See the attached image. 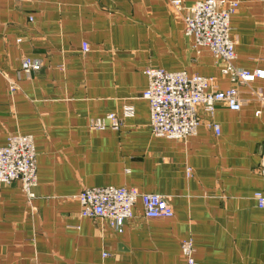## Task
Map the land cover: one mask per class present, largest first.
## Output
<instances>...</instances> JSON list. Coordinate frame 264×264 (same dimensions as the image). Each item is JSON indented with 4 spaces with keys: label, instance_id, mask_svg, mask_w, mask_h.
Segmentation results:
<instances>
[{
    "label": "crops",
    "instance_id": "0c3cea01",
    "mask_svg": "<svg viewBox=\"0 0 264 264\" xmlns=\"http://www.w3.org/2000/svg\"><path fill=\"white\" fill-rule=\"evenodd\" d=\"M239 1L234 66L264 73V6ZM24 57L41 71L23 74ZM155 68L213 78L244 105L201 112L187 140L155 137L143 96ZM223 68L185 35L171 0H0V147L31 135L38 164L33 200L0 185V264H186L185 239L197 264H264V79L242 84ZM109 114L120 130L89 129ZM108 186L165 196L175 215L150 220L139 203L121 229L83 218L78 195Z\"/></svg>",
    "mask_w": 264,
    "mask_h": 264
},
{
    "label": "built area",
    "instance_id": "2783aa9c",
    "mask_svg": "<svg viewBox=\"0 0 264 264\" xmlns=\"http://www.w3.org/2000/svg\"><path fill=\"white\" fill-rule=\"evenodd\" d=\"M264 6V0H261ZM176 13L182 16L185 35L192 37L196 48H206L216 61H222V73L242 84L253 83L256 78L264 79V73L253 74L238 70L236 45L231 39V19L240 6L239 0H202L191 6H184L182 0H171ZM88 52L87 45H83ZM21 71L28 78L38 74L43 68L42 61L24 57ZM145 75L148 87L143 93L148 101L151 121L150 128L155 137L169 140H187L199 133L202 123L201 112L211 117L218 105L224 104L229 110L238 112L244 105L240 93L235 89L219 90L213 78L190 75L186 72H168L164 69H147ZM10 83V91L16 92L15 82ZM262 104L264 98L258 94ZM134 115L132 108L125 109V116ZM123 123L116 114L90 121L89 129L105 131L107 128L120 130ZM219 135L220 127L210 124ZM261 175L264 176V160ZM19 183L25 197L33 200L34 189L38 185L37 150L31 135L15 134L8 143L0 147V185L9 186ZM257 206L264 209V192L255 195ZM80 212L83 218H99L121 229L134 218V208L141 204L144 215L150 220L171 219L175 215L170 200L165 196L140 193L135 188L85 189L78 195ZM182 256L186 264H197L195 242L193 239L182 241Z\"/></svg>",
    "mask_w": 264,
    "mask_h": 264
}]
</instances>
